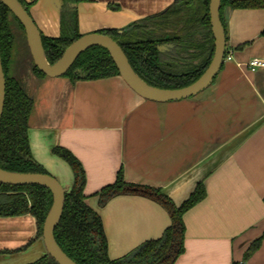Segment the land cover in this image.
Here are the masks:
<instances>
[{
  "label": "crops",
  "instance_id": "crops-1",
  "mask_svg": "<svg viewBox=\"0 0 264 264\" xmlns=\"http://www.w3.org/2000/svg\"><path fill=\"white\" fill-rule=\"evenodd\" d=\"M26 2L42 34H61L65 0L61 7L56 0ZM174 2L81 0L80 31L124 27ZM223 16L232 58L196 95L149 99L121 74L77 81L48 75L27 86L34 98L33 154L67 191L74 172L53 148L66 147L79 158L87 202L103 219L111 258L161 237L173 221L163 203L141 193L122 192L101 205L99 191L122 170L127 182L159 189L176 206L204 181L206 196L183 214V250L173 264H264V66H249L253 58L264 59V7L227 5ZM37 232L31 213L0 215V250H16L0 253V264H26L47 254ZM259 237L260 246L247 256Z\"/></svg>",
  "mask_w": 264,
  "mask_h": 264
},
{
  "label": "trees",
  "instance_id": "trees-1",
  "mask_svg": "<svg viewBox=\"0 0 264 264\" xmlns=\"http://www.w3.org/2000/svg\"><path fill=\"white\" fill-rule=\"evenodd\" d=\"M22 1L29 9L30 4L26 0ZM79 1L65 0L59 36L42 34L47 59L52 63L62 56L74 40L83 35L76 7ZM209 5L210 0H175L159 13L134 20L124 27H105L98 31L111 35L122 45L133 69L145 81L165 88L182 87L195 81L204 72L214 54L215 37ZM227 5L264 7V0H222L221 17L225 28L223 9ZM109 6L119 7L111 3ZM14 22L26 35L20 20L0 2V47L7 79L6 100L0 121V167L19 172H49L35 158L30 144L29 118L34 98L23 80L11 73L17 40ZM32 60L35 74L42 78L48 76ZM119 74L109 50L94 44L80 53L65 75L77 81ZM53 152L64 158L74 172V182L71 189L66 191L64 212L55 229L57 242L65 252L80 264H173L183 250V214L206 196L203 180L199 181L187 200L176 206L159 189L127 182L120 170L116 181L99 191L101 205L122 192L141 193L163 203L171 211L173 221L161 237L143 242L122 257L111 258L103 219L87 202V174L82 162L66 147L55 146ZM134 187L139 190L135 191ZM53 201V192L44 185L0 182V215L33 214L38 225L37 237L43 236L44 222ZM261 240L262 237H259L250 245L247 256L260 246ZM175 247L178 248L176 255ZM15 251L7 249L0 250V253ZM27 264L60 263L47 253Z\"/></svg>",
  "mask_w": 264,
  "mask_h": 264
},
{
  "label": "water",
  "instance_id": "water-1",
  "mask_svg": "<svg viewBox=\"0 0 264 264\" xmlns=\"http://www.w3.org/2000/svg\"><path fill=\"white\" fill-rule=\"evenodd\" d=\"M56 1L61 7L63 0ZM0 2L9 7L12 13L23 24L35 64L40 70L52 77L65 75L83 50L91 45L98 44L109 50L122 77L140 95L149 99L168 101L187 98L206 89L213 83L225 62L227 34L221 17L222 0H210L209 9L212 31L215 37V50L209 65L195 81L176 88L159 87L145 81L133 69L122 45L111 35L99 31L85 33L74 40L62 56L52 63L47 59L45 53L42 31L23 1L0 0ZM6 84L7 79L0 47V121L6 100ZM0 182L15 185L37 183L51 189L54 201L43 226V238L48 253L60 264H80L60 247L55 235V229L64 212L67 191L59 179L50 172H19L0 167ZM133 189L135 191L139 190L138 187H134ZM174 252V255H176L178 252L177 247L174 248Z\"/></svg>",
  "mask_w": 264,
  "mask_h": 264
},
{
  "label": "rangeland",
  "instance_id": "rangeland-1",
  "mask_svg": "<svg viewBox=\"0 0 264 264\" xmlns=\"http://www.w3.org/2000/svg\"><path fill=\"white\" fill-rule=\"evenodd\" d=\"M13 29L15 31V34L17 36L16 45L14 49V63L11 68V73L14 75L20 77L23 82L28 86L31 82L33 86H35L37 81H40L45 77H39L35 74L33 71V58L31 55V50L29 47V44H27L26 35L22 28L14 22ZM64 76V75H63ZM66 76V75H65ZM52 77V76H51ZM62 77V76H58Z\"/></svg>",
  "mask_w": 264,
  "mask_h": 264
},
{
  "label": "built area",
  "instance_id": "built-area-1",
  "mask_svg": "<svg viewBox=\"0 0 264 264\" xmlns=\"http://www.w3.org/2000/svg\"><path fill=\"white\" fill-rule=\"evenodd\" d=\"M225 58H232V54H226ZM249 66H251L252 68L264 66V59L253 58L249 61Z\"/></svg>",
  "mask_w": 264,
  "mask_h": 264
},
{
  "label": "flooded vegetation",
  "instance_id": "flooded-vegetation-1",
  "mask_svg": "<svg viewBox=\"0 0 264 264\" xmlns=\"http://www.w3.org/2000/svg\"><path fill=\"white\" fill-rule=\"evenodd\" d=\"M27 264V263H26Z\"/></svg>",
  "mask_w": 264,
  "mask_h": 264
}]
</instances>
